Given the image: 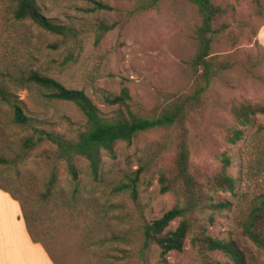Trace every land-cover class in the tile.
<instances>
[{"label":"rangeland","instance_id":"obj_1","mask_svg":"<svg viewBox=\"0 0 264 264\" xmlns=\"http://www.w3.org/2000/svg\"><path fill=\"white\" fill-rule=\"evenodd\" d=\"M37 1L47 17L71 25L76 34L63 37L30 21L15 22L11 0H0V85L20 99L24 112L40 126L73 137L85 120L73 103L45 98L35 87L9 81L5 68L14 73L37 69L67 88L82 89L106 112L102 95L118 93L122 87L129 91L131 110L149 114L169 93H182L192 85L190 60L200 17L188 0H159L155 9L146 11L138 8L141 0H99L109 9L98 10H89L92 5L87 0ZM211 1L232 9L242 24L232 44L212 42L211 54L230 55L234 65L214 78L203 113L190 123L196 135L191 161L211 170L220 167L222 153L230 157L227 171L237 178V186L233 192L216 193L215 199H229L232 206L216 215L207 232L238 241L258 256L256 264H264V255L242 235L240 225L253 198L264 191V116L257 114L242 126L232 115L237 103L264 101V0ZM248 55L256 60L252 70L256 77L243 66L252 65ZM11 114L10 107L0 102V158L6 160L0 163V184L21 200L33 238L55 264H199L189 237L181 251L161 255V249L151 244L147 252H140L143 223L177 203L173 193L159 192L156 179L139 185L136 200L128 193L109 194L112 185L136 168L142 150L158 131L139 133L131 143L118 142L112 155L103 152L97 183L90 179L86 161L76 159L79 174L73 182L50 143L10 163L28 133L11 122ZM231 127L244 131L236 145L226 138ZM52 170L56 187L45 197ZM178 222L173 220L165 232L174 230ZM210 256L232 264L218 251Z\"/></svg>","mask_w":264,"mask_h":264},{"label":"trees","instance_id":"obj_2","mask_svg":"<svg viewBox=\"0 0 264 264\" xmlns=\"http://www.w3.org/2000/svg\"><path fill=\"white\" fill-rule=\"evenodd\" d=\"M87 1L92 5L89 10L109 9L99 0ZM158 1L141 0L138 8L143 11L155 9ZM188 1L196 6L200 17L194 35L196 49L190 60L192 85L182 93H169L167 100L156 105L149 114L131 110V97L126 87H122L118 93L102 95L101 101L109 109L106 112L82 89L67 88L37 69L23 68L14 73V69L5 68L3 74L9 81L25 88L35 87L45 98L73 103L85 120L83 128L73 137L42 127L24 112L20 99L14 98L7 86L1 84L0 102L10 107L11 122L28 130L21 141V151L10 163L22 159L28 151L40 144L50 143L55 148V157L65 162L73 182H77L79 174L76 159L81 158L87 163L90 179L97 183L100 181L103 152L112 155L118 142L131 143L139 133L156 130L159 132L158 136L151 139L142 150L136 168L126 173L123 180L112 185L109 190V194L128 193L136 200L139 185L156 179L160 193L170 192L176 196L177 203L173 207L160 217L143 223L140 252H147L151 244H156L161 249V255L171 250L181 251L189 237L199 264H230L213 259L210 254L216 251L227 257L232 264H256L258 256L248 251L247 247H242L238 241L214 237L207 232L208 227L214 224L216 215L230 210L232 206L229 199H215L216 193L233 192L237 186V178L227 171L231 164L230 157L222 153L220 167L211 170L191 161L193 138L195 140L196 135H193L190 123L203 113L206 93L214 78L234 65L230 55L215 57L211 54L212 42L217 39L225 44H232L238 39L237 26L242 23L235 18L232 9L217 5L211 0ZM11 2V19L15 22L30 21L44 31L63 37L76 34L71 25L47 17L37 0ZM246 59L249 64L252 63L249 66L243 65L246 72L251 77H256L252 71L256 60L250 55ZM257 114L264 116V101H243L237 103L232 110L234 119L242 126ZM243 137L244 131L241 128L231 127L227 130L226 138L233 145ZM5 162V159L0 158V163ZM56 183L57 175L52 170L45 183V197L51 194ZM0 188L19 201L28 232L36 241L21 200L1 184ZM175 219H179L176 228L165 232ZM240 225L242 235L255 246L260 255H264V191L253 198Z\"/></svg>","mask_w":264,"mask_h":264},{"label":"crops","instance_id":"obj_3","mask_svg":"<svg viewBox=\"0 0 264 264\" xmlns=\"http://www.w3.org/2000/svg\"><path fill=\"white\" fill-rule=\"evenodd\" d=\"M0 264H55L43 245L30 236L19 201L2 188Z\"/></svg>","mask_w":264,"mask_h":264}]
</instances>
